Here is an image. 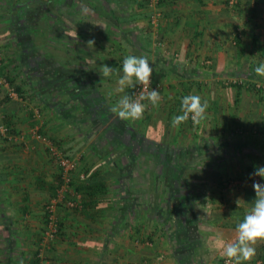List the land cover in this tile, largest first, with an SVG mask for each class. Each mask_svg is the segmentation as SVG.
<instances>
[{
  "label": "crops",
  "instance_id": "obj_1",
  "mask_svg": "<svg viewBox=\"0 0 264 264\" xmlns=\"http://www.w3.org/2000/svg\"><path fill=\"white\" fill-rule=\"evenodd\" d=\"M129 1L118 4L123 8ZM134 1V15L114 20L120 32L126 33L122 28L131 21L138 28L127 33L130 37L121 35V47H111V53L103 49L109 44L105 33L94 29L95 36L89 34L96 42L89 57L81 43L79 50L76 45L59 49L50 44L46 59L38 54L34 73L46 76V89L51 86L57 94L62 77L79 81L82 92L70 86L64 90L66 96L68 91L82 95L85 112H77L110 114L108 125L124 140L106 142L94 153L92 143L104 132L102 123L92 136L79 133L75 141L85 138L81 143H69L74 149L89 146L93 154L85 162H100L98 177L108 183L95 185L91 198L71 191L82 196L79 209L59 202L57 235L48 236L47 206L62 199L60 177L47 153L50 143L39 141L34 132L54 139L59 127L79 128L72 118L75 110L46 105L45 123L39 109L31 107L28 122L24 107L11 100L16 97L4 101L10 105L0 101V126L14 133H0V264H36L44 239L45 264H224V255L220 260L211 254L223 253L217 236L235 238L237 224L255 200L252 174L256 166L264 167V78L254 72L264 63V0H238L236 7L229 0H161L163 23L157 31L150 26L146 0ZM79 12L69 8L64 15L72 39L87 32L85 20L75 17ZM128 55L147 57L161 97L158 107L147 103L149 112L133 129L111 111L132 88L120 92L119 76L103 77L101 70L107 65L122 75ZM189 94L207 102V118L199 126L188 120L174 127L172 118L182 114L181 100ZM101 95L108 103L106 114ZM63 96L57 94L58 99ZM65 110L73 116L60 120ZM119 148L126 153L115 154ZM106 161L113 162V169L102 165ZM126 162L137 165L123 170ZM194 206L204 210L203 217L190 216ZM251 264H264V243L256 247Z\"/></svg>",
  "mask_w": 264,
  "mask_h": 264
},
{
  "label": "rangeland",
  "instance_id": "obj_2",
  "mask_svg": "<svg viewBox=\"0 0 264 264\" xmlns=\"http://www.w3.org/2000/svg\"><path fill=\"white\" fill-rule=\"evenodd\" d=\"M41 1L43 3L38 2V4H35V6L33 7L32 11L35 10L34 13H31L32 11L29 10L28 14H31V16L29 17L31 29L27 30L23 27L21 20L17 19L18 17L17 14L19 13L18 11H20V7L22 6V4H19V3L17 4L15 0H0V101L1 103H4V101H6V98L9 95L10 96L12 95L14 98L16 97V100L15 99L13 100V98H11V100L14 101L13 103H15L16 106L21 104L24 107V112H25L26 118L28 119V122H29L28 111L32 107V108L39 109V112H40L39 115H41V117L42 115L44 116L43 119L46 123V119H47L46 117L47 114L45 113L46 110L44 109L43 104L36 101V98L32 97V93L28 91L29 89H31V87L29 85H26L24 88L25 95L16 96L14 95V92L16 91L13 88L14 86L12 87V85H10L7 80L8 78H16V85H18L26 81L27 74L26 73L24 74L25 71L28 73V75H31L32 73L31 69L24 71V69L22 68V63L23 61H25L26 58L28 59L27 60L28 62H32L33 64L35 62V60L31 58L32 55L26 56L27 52L31 51V49H33L34 46H37L38 51H40L39 52L40 55L45 58L44 55L47 54L48 45L50 44L55 45L56 47L58 46L59 49H63V47H65V44L66 45H70V44L76 45L77 47V45L81 43L82 50L87 52L86 55L89 57L91 53L94 51V46H87V42L95 38L94 37L95 34L93 31L94 29H97L98 32L105 33L104 38L103 37L102 38L107 43L109 42V44H107L108 46L104 45L103 47L104 52L111 53L110 51L111 47H116V46L121 47L120 45H122V43L121 44L119 43V39H121V35H123L124 37H130V36H127V33L136 31V29L138 28L136 24L137 22L134 23L133 21H131L130 22L131 24L127 23L126 25H124V28H122V31H125L126 33L120 32V25H117L114 19H116L118 16H127L129 14L134 15V13L136 12L135 11L136 8H133V7H135L138 4V2L134 0H130L128 6H124L122 8L118 4L119 3L118 1L120 0H62V1L56 0V1H50V2L48 0H41ZM236 5L237 4H235L233 7H236ZM145 6L151 13V16L149 18L150 26L152 27V29L156 31L159 30V28L162 26V23H163V13H162L163 11L161 8V0L159 4H157V2L154 0H146ZM69 8H73V10H76V11L80 10L79 14H77V16L75 17L78 18V15H80L83 22L85 20V25H86L85 28L87 29L86 33L85 32L77 33V36L74 39L70 38V36L67 34V28L65 27L66 26L65 19L67 17L64 15L68 14L66 12ZM85 8L87 9V12L83 11V9ZM156 13L157 14L160 13L159 24H158L159 26H155L152 24V22H150L153 20L152 17L155 16ZM53 16L54 18H52ZM98 22H102L101 23L102 26H99ZM121 26L123 27V25ZM18 33H20V36H18ZM89 33L93 34L94 36L90 35ZM69 39L71 40L70 42H69ZM93 41L96 42L95 40ZM106 46L108 47V49L105 48ZM119 49L120 50L118 51V53H122L120 52L122 48H119ZM38 62H39L38 64H40V61ZM44 63H46L45 60H44ZM3 68H6L5 74L1 73V69ZM44 68L47 71L46 65H44ZM32 69L35 70L36 68H32ZM40 79L42 80V84L45 85V83H47L45 82L48 80L46 76L44 77L42 76V78ZM151 79H152V83L150 85V89L157 90L159 92L160 85L159 83L155 82L154 80L155 78H153V73H152ZM139 87L140 86H136V88H132L133 91H131L132 92L131 97L133 99H134V93ZM42 90H44L43 87H42ZM51 90H54L52 89L51 86L48 89H45L43 91L42 97L43 98L47 97L48 100L50 99L52 101L53 97H57V94L52 93ZM99 98H101V100L102 99L104 100L103 105L105 106H103L102 108H104V110L105 108L108 109V103L105 101L102 95ZM99 98L97 97V101L100 100ZM62 100H63L62 97L59 100L55 98L52 102L54 103L55 101L56 103H58L59 101H62ZM143 103L148 105L147 104L148 101L146 100L143 101ZM6 104L10 105L9 102ZM72 107L74 106L70 104V106H68L69 108L68 111L71 112L75 110L73 114H75L76 116L72 118H74V120L77 121L78 123L77 125L79 128H76L75 129L76 131L73 128L71 129V131L70 130L66 131L65 129L67 128L59 127L57 128L59 130L56 131V135L53 134L54 139L51 138L52 135H49L50 137H47L38 131L34 132L35 137L39 141L50 143L47 153L54 160L55 166L58 169V175L60 177L59 179H57V182H59L60 180V182L58 183V187H59L58 197H61L63 199L62 201L60 200L61 202L58 200V202H60V204L61 203L65 204L68 208H72L68 204L70 201L73 203L74 202L78 203L79 205L82 204L81 202L82 196H79L78 194H71V191L74 192V190H76V188L72 185L73 179L75 177L77 178L79 177L81 180H86V177L88 176V174L83 171L80 172L81 169L85 171V169L87 170L89 165H96L94 162L89 161V160L85 162V159H88V157H90L93 154L91 149H89V146H82L79 149H74L72 148V146H69V143L72 140L75 141L76 139H78L79 133H84L85 138H87L89 135L92 134V131L94 132L97 131L93 129L94 127L92 125L95 124L94 126H99L97 124H102V123L105 124V126L103 127L104 132L97 133L95 137L96 141L94 140V143H92L93 148L101 151L103 147L102 144L106 145V142H111V141L112 142H121V141L123 142L124 141L123 138L120 137V135H115V130H114L115 126L108 125L109 123L107 122L106 116H104L103 114H98V115L93 114L92 116L90 113L89 114L87 113L85 114L86 116V119H85V116L83 115L84 114L83 112H85L84 106L81 105L77 108H72ZM148 108L149 107L146 108V111L144 112L145 114L149 112ZM79 109L83 111L80 114L77 112V110ZM106 110L104 111V113L106 112ZM99 113L101 112L99 111ZM70 116H73V115H70ZM144 116L145 115H143V119L145 118ZM76 117H78L79 119ZM115 120L116 118H114L112 122H115ZM124 121L128 123L127 125H130V127H132L133 129L135 125L138 123V121L140 120H135V121L124 120ZM189 121L191 120L189 119ZM0 127L6 128L7 126L6 127L0 126ZM141 132L139 131V133ZM0 133L4 135L5 137H8L9 131L8 129L7 131H4V132L0 130ZM85 138L81 140L84 141ZM50 139H53V143ZM82 141L80 140L75 141V143L76 142L81 143ZM146 146L147 148L149 147L148 145ZM51 148H53L54 151H51L50 150ZM123 152L126 153V150H122L121 148H119V152H115V154H119V153L122 154ZM61 159L72 161L75 165V169L67 173L65 171V168L60 163ZM98 165L96 166L98 167ZM124 165L126 166L125 168H123V170L125 169L128 170L130 168H135L137 163L135 164V162H129V163L126 162L124 163ZM96 166H94L91 169V171H94L96 169L95 168ZM67 178H69V181H67ZM124 181H123V185H124ZM234 181L235 180L229 181L228 185H231V184L233 185ZM76 184H77V181L75 185ZM64 197L67 199L66 202H64ZM54 201H52L51 203L55 204L53 203ZM49 205L47 206V210H48ZM52 207H53V210L56 212V206H52ZM73 209H77V208L73 207ZM188 211L190 212L192 211V215L194 216L196 215L197 217H203V215L205 214L204 210H202V208L200 207L198 208L197 206H194L193 210L191 209ZM57 226H58L57 232L55 233V235L59 233L60 224L58 220H57ZM45 245H47V242L44 239L43 245L40 248L39 253H43V254L46 253ZM211 254L213 255V258H215L217 255H218L217 259H220L223 257V253H211ZM218 264H221V262L219 261Z\"/></svg>",
  "mask_w": 264,
  "mask_h": 264
},
{
  "label": "clouds",
  "instance_id": "obj_3",
  "mask_svg": "<svg viewBox=\"0 0 264 264\" xmlns=\"http://www.w3.org/2000/svg\"><path fill=\"white\" fill-rule=\"evenodd\" d=\"M87 12V9H83ZM77 35V33H76ZM94 41L87 42V46H94ZM103 77H110L113 74L119 76L118 90L124 92L125 88H136L142 86V91L133 99L125 94L120 97L111 111L121 120H141L147 105L142 101H148L151 106L158 107L161 97L157 90L150 89L152 83L153 68L145 56L128 55L123 60L122 75L116 68L107 65L101 66ZM257 77L264 78V63H260L254 69ZM208 104L202 102L201 97L189 94L181 100V113L172 118L174 127L180 126L189 119L194 126H199L207 118ZM254 177L264 180V167L256 166ZM255 200L245 213L243 220L236 226V234L233 240H225L222 235L217 236V244L226 257V264H251L256 256V247L264 243V184L253 182ZM237 200V206H239Z\"/></svg>",
  "mask_w": 264,
  "mask_h": 264
},
{
  "label": "trees",
  "instance_id": "obj_4",
  "mask_svg": "<svg viewBox=\"0 0 264 264\" xmlns=\"http://www.w3.org/2000/svg\"><path fill=\"white\" fill-rule=\"evenodd\" d=\"M16 1V3L18 4H23V3H26L27 1H29V0H15ZM59 1V0H58ZM21 9H22V11H25L24 10V5H22L21 7H20ZM20 9V10H21ZM26 9V8H25ZM25 14V13H24ZM15 19V18H14ZM38 54H40L37 50H36V48H35V46H34V48L33 49H31V51H29V52H27V54H26V56L28 55V56H30V55H32L31 56V58L32 59H34L35 60V62H34V64L32 63V62H28L27 60V58L25 59V61H23V63H22V68L24 69V71L25 70H32V73H31V75H28V73L25 71L24 72V74L26 73L27 75H26V81L24 82V83H20V84H18V85H16V78H8L7 80H8V83L10 84V85H12V87L14 88V90H16V92H17V94L19 95V96H23V95H25V93H24V88H25V86L26 85H29L30 87H31V89H29L28 91H30L31 93H32V97H35L36 98V101H38V102H40V103H42L43 105H44V107L46 106V105H54V106H56V107H60L62 110H64V107L68 110L69 108H68V106H70V104H72L74 107H72V108H77V107H79V106H81V104L82 103H84L83 102V98H82V95H78L77 93H75L74 91H73V93L71 92V91H68V95L66 96L65 94L67 93V91H64V90H66V89H69V86L70 87H72L73 89L75 88V90H77L78 91V93H80V92H82V90H81V88H80V84H79V81H77V80H74V79H70L69 78V76L67 77V78H60V79H58V81H57V83H58V86L56 87V89H55V91L57 92V94H59L60 96L61 95H63L64 94V96L62 97L63 98V100L62 101H59L58 103H51V101H50V104H47L46 102H48L47 101V97H45V98H43L42 97V95H43V91L47 88V81H45V82H47V83H45V85L44 84H42V80L40 79V78H42V76H43V74L42 73H35L34 74V71L35 70H33L32 68H36V66L37 65H39V64H37V62L39 61V59H40V57H39V55ZM22 58V57H21ZM31 59V60H32ZM6 68H3V69H1V73L2 74H5L6 73ZM70 74V73H69ZM32 78H34V79H32ZM37 79V80H36ZM37 83H38V85H37ZM30 87H28V88H30ZM42 87H43V89L44 90H42ZM133 91V90H132ZM26 93H28V92H26ZM127 95H129V96H132V92L130 91V92H128V94ZM104 99H105V97L104 96H102ZM57 99H58V97H57ZM60 99H61V97H60ZM7 100H8V97L6 98V102H7ZM59 100V99H58ZM109 101V100H108ZM111 101H109V104H112V103H110ZM95 108V107H94ZM79 110H81V109H79ZM78 111V110H77ZM61 112V111H60ZM65 112V113H64ZM64 112H62V113H59V116H60V118H63V119H68V117H70V115H68V114H66L67 112H66V110L64 111ZM106 119L108 120V121H110L111 120V117H109V115H107V117H106ZM118 123V122H117ZM115 124H116V122H115ZM95 124H93L92 126L93 127H95L94 126ZM124 125V124H123ZM123 127V130H122V132L124 133L125 131H127V129H126V125H124V126H122ZM9 130V133H13L10 129H8ZM14 134V133H13ZM92 151H94V153H96L97 154V150L95 149V148H92ZM105 154L106 153H110V151H105L104 152ZM101 158H102V156H100ZM100 164V163H99ZM104 164H106L107 166H108V168L110 169H113V162L112 161H106V162H103L102 163V165H104ZM96 165H98L97 163H96ZM96 165H89L88 166V168H87V170L85 169V171L84 170H82L83 172H85V173H87L88 174V178L86 177V180H81L79 177V179L77 178V177H75L74 179H73V182H72V185L76 188V190H78L80 193H84V194H86L87 195V197H90L91 198V196H92V194H91V190L93 191L94 190V186L96 185H98V184H100V185H102V186H105L106 187V185H107V183H108V181L107 180H104L105 179V177H103V179H102V177H98L99 176V173L101 172V169L100 168H98L97 167V169H95L94 171H91V169L94 167V166H96ZM101 167V166H100ZM119 168H121V165H119ZM117 169V168H116ZM122 170V169H121ZM82 171H80V172H82ZM254 180H255V178L254 179H252V181L254 182ZM72 181V180H71ZM76 181H77V184L75 185V183H76ZM188 196H189V194H188ZM191 196H192V194H191ZM190 196V197H191ZM185 198H186V200H187V195H185L184 196ZM64 202H66V200L64 199ZM80 207H77V209H79ZM186 212H188V211H186ZM190 216H193V215H190ZM38 255H39V253H37V255H36V257H35V261H36V264H38L39 263V261H40V259H39V257H38Z\"/></svg>",
  "mask_w": 264,
  "mask_h": 264
},
{
  "label": "built area",
  "instance_id": "obj_5",
  "mask_svg": "<svg viewBox=\"0 0 264 264\" xmlns=\"http://www.w3.org/2000/svg\"><path fill=\"white\" fill-rule=\"evenodd\" d=\"M154 1H156L157 2V4H159L160 3V0H154ZM238 3V0H229V4H230V6L231 7H233L235 4H237ZM159 16H160V13H156V15L155 16H153L152 17V21H150V22H152V24L153 25H155V26H159L158 24H159ZM142 91V86H140L137 90H136V92L134 93V99L136 98V96L140 93ZM142 103H143V101H142ZM0 130L1 131H7V129L6 128H3V127H0ZM51 151H54V149L53 148H51L50 149ZM60 163H61V165L65 168V171L68 173L69 171H72V170H74L75 169V165H74V163L72 162V161H70V160H66V159H61L60 160ZM67 181H69V178H67ZM254 182H258V183H263V181L261 180V178H258V177H256L255 178V180H254ZM62 201L63 199H59V201ZM60 201V202H61ZM53 203H55V204H52L51 203V205L52 206H57L58 204H59V202H58V200H56V201H54ZM69 204V206H71L72 208L74 207V208H77V207H79L80 205L78 204V203H73V202H69L68 203ZM51 205H49V207H48V213H49V224H48V227H49V231H47V233L50 235V236H53V235H55V233L57 232V220H56V215H55V211L53 210V207L51 206ZM38 257H39V259H40V261H39V264H45V262H44V260H43V253H39V255H38ZM224 264H226V259L224 260Z\"/></svg>",
  "mask_w": 264,
  "mask_h": 264
},
{
  "label": "flooded vegetation",
  "instance_id": "obj_6",
  "mask_svg": "<svg viewBox=\"0 0 264 264\" xmlns=\"http://www.w3.org/2000/svg\"><path fill=\"white\" fill-rule=\"evenodd\" d=\"M38 2H42V1L41 0H29L26 3H23L22 4V5H24V10L25 11H22L21 8H20L21 10L18 11L19 13L17 14L18 15L17 19H20L21 20L23 27L25 29H27V30L31 29V27H30L31 26V24H30V18H29L31 16V14H28L29 13V10L32 11L33 10V7L35 6V4H38ZM34 12H35V10L32 11L31 13H34ZM18 36H20V33H18Z\"/></svg>",
  "mask_w": 264,
  "mask_h": 264
}]
</instances>
